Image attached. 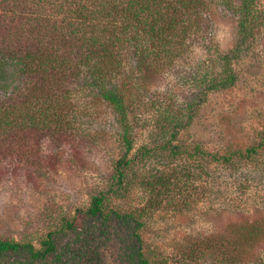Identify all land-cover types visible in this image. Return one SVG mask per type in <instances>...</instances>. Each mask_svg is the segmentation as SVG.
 <instances>
[{"label": "trees", "instance_id": "obj_1", "mask_svg": "<svg viewBox=\"0 0 264 264\" xmlns=\"http://www.w3.org/2000/svg\"><path fill=\"white\" fill-rule=\"evenodd\" d=\"M257 3L258 0H0V163L7 164V170L20 168L26 177H30L29 172L48 177L50 164L73 163L71 158L65 159L67 151L86 145L85 130L93 116L91 105L103 102L118 130L120 155L112 162V174L104 190L77 212L100 221L106 229L113 221L122 223L131 231L126 249L128 262L153 264L142 251L139 220L115 206H107L108 201L130 189L128 183L133 187L136 179H147L149 191L159 196L153 201L156 206L166 198L171 201L176 194L178 198L184 194L188 199L196 198L191 190L197 181L200 187L205 185L200 191L202 198L211 199L213 195L217 203L231 205L226 190H212L215 183L211 177L219 169L227 172L241 163H255L260 151L264 153V133L258 143L243 152L218 157L198 144H184L183 135L198 111L195 101H201L200 92L181 109L172 105L162 108L160 139L154 147L145 145L144 152L138 149L132 154L137 119L131 116L128 91L125 85L117 84L118 77H125L130 70L134 76L146 78L158 72L161 57L178 54L169 49L172 39L186 38V33L197 31L203 13L212 4L232 15L237 25L238 46L231 55L219 58L221 68L228 66L253 36L257 22L264 21V11ZM158 43L169 50L162 53ZM227 76L225 80H218L219 76L204 79L206 90L231 84L234 77ZM145 156V165L141 164L145 171L139 168L133 173L135 164ZM212 161L216 169L209 167ZM216 178L225 176L220 173ZM75 217L61 220L63 234L76 231ZM56 241L52 232L39 241L38 248L0 238V264L10 254H27V258L11 264H74L73 259L87 257L85 250L71 253L69 246L65 251ZM262 242L264 219H245L234 222L222 234L200 239L199 245L205 248L198 254L211 259V264H251L247 261L251 250ZM179 244L182 251L189 249L191 253L199 247L187 245L186 240ZM81 245L84 247V241ZM69 253L68 263L63 259Z\"/></svg>", "mask_w": 264, "mask_h": 264}, {"label": "rangeland", "instance_id": "obj_2", "mask_svg": "<svg viewBox=\"0 0 264 264\" xmlns=\"http://www.w3.org/2000/svg\"><path fill=\"white\" fill-rule=\"evenodd\" d=\"M257 7L264 11V0H258ZM199 25L197 31L186 33L185 39L181 36L172 39L169 49L178 54L161 57L157 64L159 71L149 78L134 76L131 70L125 77H118L117 84L127 88L131 116L137 119L132 154L138 149L144 152L145 145L154 147L160 139L162 108L172 105L181 109V105L192 102L200 92L201 101L197 98L195 101L198 111L183 135L184 144H198L218 157L243 152L258 143L264 133V21L257 22L253 36L239 56L224 68L219 66V58L231 55L238 46L235 18L221 6L212 4ZM156 46L162 53L169 50L159 43ZM227 75L234 77L231 84L206 90L204 79L219 76L218 80H225ZM102 103L91 105L93 116L85 130L86 145L67 151L65 159L71 158L73 163L50 164L48 177L35 172L26 177L20 168L7 170V164L0 163V238L38 248L39 241L52 232L59 248L67 251L69 246L71 253L85 250L87 257L80 261L73 259L74 264H130L126 249L131 231L115 221L106 229L100 221L77 212V208L84 209L93 195L104 190L112 174V162L120 155L118 130L112 125L111 112ZM260 154L255 163H241L227 172L219 169L217 175L221 173L225 178L218 179L213 173L212 190H226L231 205L217 203L213 195L211 199L202 198L200 191L205 185L200 187L197 181L192 187L194 191L191 190L196 198L188 199L187 194L178 198L176 194L171 198L173 203L166 198L156 206L153 205L159 199L156 191H149L147 179H136L133 187L128 183V192L115 195L107 206H115L114 209L139 220L142 251L153 264H211V259L199 257L198 250L205 248L199 245L200 239L222 234L234 222L264 219V153ZM146 157L135 164L133 173L142 168L141 164L145 165ZM48 162H52V157ZM215 166L213 162L209 167ZM37 168L40 170V166ZM73 217L76 231L63 234L61 220ZM185 240L187 245L199 246L195 245V253L181 250L179 243ZM184 255L190 257L185 259ZM20 258H27V254L7 255L4 264ZM248 258L251 264H264V242L254 246ZM70 259L69 253L63 260L69 263Z\"/></svg>", "mask_w": 264, "mask_h": 264}]
</instances>
